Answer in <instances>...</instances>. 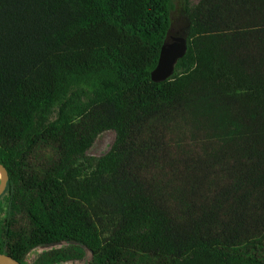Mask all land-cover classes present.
<instances>
[{"label":"trees","instance_id":"16d2710c","mask_svg":"<svg viewBox=\"0 0 264 264\" xmlns=\"http://www.w3.org/2000/svg\"><path fill=\"white\" fill-rule=\"evenodd\" d=\"M0 162L22 264H264V0H0Z\"/></svg>","mask_w":264,"mask_h":264},{"label":"water","instance_id":"95a60500","mask_svg":"<svg viewBox=\"0 0 264 264\" xmlns=\"http://www.w3.org/2000/svg\"><path fill=\"white\" fill-rule=\"evenodd\" d=\"M188 33L182 34L176 28L170 29V34L165 39L158 63L151 72L152 80L161 82L171 79L176 71V66L188 51ZM0 196L5 192L9 180V173L5 165L0 162ZM0 264H22L9 254L0 253Z\"/></svg>","mask_w":264,"mask_h":264},{"label":"rangeland","instance_id":"374dc122","mask_svg":"<svg viewBox=\"0 0 264 264\" xmlns=\"http://www.w3.org/2000/svg\"><path fill=\"white\" fill-rule=\"evenodd\" d=\"M199 0H191L192 4L198 3ZM179 1H176V5L178 6ZM179 15V11L176 9L174 11V17L177 18ZM177 23L175 24V28H177ZM116 139V132L114 130H108L104 131L101 133L96 141L94 142L93 146L88 150V155L92 158H99L106 153L110 151L112 148L114 142ZM0 180H1V173H0ZM8 191H5L1 196H0V226L2 223V219L4 218V215L6 214L8 207H9V200H8ZM56 249H62L65 247H68L67 243H62L59 245H56ZM55 246V247H56ZM54 246H41L43 248V251H40L39 249L32 251L28 256H27V263L28 264H33L35 261H37L39 258H41L46 252L53 251L48 248H52ZM42 250V249H41ZM85 250V255L83 259H73V260H68L65 262H62L60 264H86L88 261L91 260L92 258V253L88 249Z\"/></svg>","mask_w":264,"mask_h":264},{"label":"crops","instance_id":"0c3cea01","mask_svg":"<svg viewBox=\"0 0 264 264\" xmlns=\"http://www.w3.org/2000/svg\"><path fill=\"white\" fill-rule=\"evenodd\" d=\"M56 248H57V246H56V247L54 246V247H52V248H48V249L53 250V249H56ZM37 249H39L40 251H43V248H41V247H37V248L33 249L32 251L37 250ZM41 249H42V250H41ZM32 251H31V252H32ZM31 252H30V253H31ZM30 253H29V254H30ZM29 254H28V255H29ZM26 261H28L27 258H26Z\"/></svg>","mask_w":264,"mask_h":264}]
</instances>
